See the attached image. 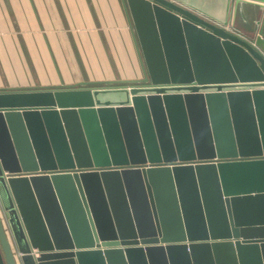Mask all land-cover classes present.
Segmentation results:
<instances>
[{
  "label": "water",
  "instance_id": "95a60500",
  "mask_svg": "<svg viewBox=\"0 0 264 264\" xmlns=\"http://www.w3.org/2000/svg\"><path fill=\"white\" fill-rule=\"evenodd\" d=\"M234 1L123 0L142 77L0 87V264H264V14Z\"/></svg>",
  "mask_w": 264,
  "mask_h": 264
},
{
  "label": "crops",
  "instance_id": "0c3cea01",
  "mask_svg": "<svg viewBox=\"0 0 264 264\" xmlns=\"http://www.w3.org/2000/svg\"><path fill=\"white\" fill-rule=\"evenodd\" d=\"M258 1H234L233 24L239 32L257 34L264 14ZM195 3L227 17L228 0ZM143 75V54L123 0H0V87Z\"/></svg>",
  "mask_w": 264,
  "mask_h": 264
}]
</instances>
